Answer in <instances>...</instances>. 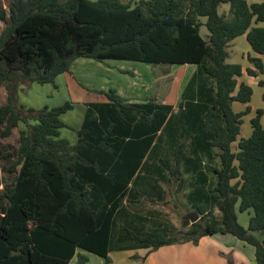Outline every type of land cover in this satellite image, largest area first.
Listing matches in <instances>:
<instances>
[{"label":"trees","instance_id":"16d2710c","mask_svg":"<svg viewBox=\"0 0 264 264\" xmlns=\"http://www.w3.org/2000/svg\"><path fill=\"white\" fill-rule=\"evenodd\" d=\"M239 36L254 52L249 66L228 61ZM79 57L196 65L198 88L188 83L177 109L103 91L107 100L87 102L80 138L72 144L61 129L62 115L74 102L28 107L20 91L34 82L56 86ZM262 75L264 0H0V84L7 90L0 137L19 128L18 148L0 153L11 161V179L0 191V264H70L74 257L75 264H85L89 256L83 251L110 264L117 240L136 239L155 251L177 242L198 244L218 230L253 246L255 263L264 264V238L253 233L264 231V109L255 110L248 137L242 130L244 115L253 109V79ZM236 101L246 104L244 111L234 110ZM191 105L202 124V153L217 149L211 157L218 167L203 165L200 151L179 134L163 136ZM205 169L215 183L211 197L192 202L202 215L198 221L182 219L183 228L124 227L112 243L116 216L121 210L128 216L127 203L144 195L166 200L142 193L141 180L171 183L205 175ZM211 203L221 211V227L207 222ZM249 209L254 214L246 228L237 210Z\"/></svg>","mask_w":264,"mask_h":264},{"label":"rangeland","instance_id":"374dc122","mask_svg":"<svg viewBox=\"0 0 264 264\" xmlns=\"http://www.w3.org/2000/svg\"><path fill=\"white\" fill-rule=\"evenodd\" d=\"M128 1V0H124ZM206 29L203 28L202 32L205 35ZM229 62L241 63L244 66L250 65L249 55H253L254 52L250 47V44L246 40L245 36H239L231 42L230 46ZM125 67L127 70L123 71ZM184 72L190 74L187 79L183 80ZM198 75L197 69H189L188 71L180 70L178 67H172L167 64H151L141 61H130V60H104L98 61L93 58L79 57L75 59L69 72L63 73L56 78V86L52 83L40 84L34 82L31 85H23L20 91V101L28 107L42 108L45 105L48 107H56L64 104L66 101L74 102V108L68 110L62 115V119L65 126L61 129V136L70 140L77 139L80 135V129L84 122L85 115L87 113V102L89 101H105L107 96L103 91H110L115 89L118 93H127L133 88L134 90H141L146 98L154 97L158 93H162L163 98H169L170 101L175 103L176 109L178 108V102L181 100V96L184 93L188 83L192 86H196L195 83L198 81L192 76ZM184 73V74H183ZM163 75L164 77H162ZM208 76V75H207ZM259 79L264 80V75ZM259 79L253 80V99L250 105L255 108L264 109V85L259 84ZM147 86V90H145ZM166 87L162 88L161 87ZM193 86V87H194ZM198 88V86H196ZM161 89V92L159 91ZM123 95V94H122ZM155 99V98H153ZM241 106V111L245 110L246 104L236 102ZM238 111V110H236ZM198 113L194 108V105L190 106V111L187 114L180 116L179 121H176V116L172 119L170 124L164 131V137L175 138L178 134V139L187 141L191 146H195V140L199 141L200 131L202 124L198 119ZM255 116V112H248L244 115V124L242 126L243 135L246 130L251 129V119ZM25 127L24 123H21L20 128ZM19 128H17L12 136L5 139V142L13 146L6 148L4 153L16 149L18 146ZM194 140V141H193ZM175 146V145H174ZM15 147V148H14ZM217 164V163H216ZM9 163L0 158V191L3 189L4 183L10 180L11 177L7 172ZM170 201L166 200H152L148 199L144 203V213H152L160 215L162 218H166L163 221L164 224L168 222H177L180 228H183L181 219L184 218L192 210L190 202H181L169 198ZM211 215L207 218V222L218 227L221 224L218 223L221 218L220 209L214 204H210ZM140 207L137 206L139 213H130L129 216H123V210L118 213L114 223V230L112 234L113 242L123 234V228L129 227L133 229H155V225L159 224L158 220L148 218L147 216H141ZM238 220L244 227H248L251 216L254 214L252 209L241 212L237 210ZM166 224V223H165ZM162 230V228H160ZM258 238H264V231L258 230L253 232ZM180 237V234H174ZM173 235V236H174ZM222 234L221 231L209 235L210 240L217 243L220 247V255L227 260L228 264H239L238 255L242 254L241 251L245 247H236L237 245H228L231 242H241L235 236ZM129 241V242H128ZM138 244V246L135 245ZM115 246L110 249L109 257L111 261L117 260L125 255V251L133 250L135 256L133 257L134 262H141L143 264V257L141 254L144 252L142 249H146L144 244H140L136 239H129L122 241H115ZM130 244L131 246H129ZM241 244V243H240ZM251 250V249H249ZM156 251V250H155ZM89 256V260L85 264H107L104 257H101L95 253L83 251ZM162 252V250H161ZM160 252V253H161ZM252 258V257H251ZM138 260V261H137ZM247 264L255 262L254 259L246 258ZM135 264V263H134ZM256 264V263H255Z\"/></svg>","mask_w":264,"mask_h":264},{"label":"crops","instance_id":"0c3cea01","mask_svg":"<svg viewBox=\"0 0 264 264\" xmlns=\"http://www.w3.org/2000/svg\"><path fill=\"white\" fill-rule=\"evenodd\" d=\"M254 1H259V0H254ZM4 6L7 7L6 2H4ZM228 9H229L228 5H224L222 7V10H228ZM206 33L207 31H205V34ZM167 65H170V64H167ZM171 66L178 67L180 70H185V71H188L189 69H192V70L197 69L196 65H191V64L171 65ZM122 70L126 71L127 69L123 67ZM184 73H183L184 74L183 80L187 79L188 76L190 75L187 72H184ZM161 76L164 77L163 75ZM147 88L148 87L145 86L144 89L147 90ZM162 88H166V87L163 86L161 87V89ZM161 89L159 90L160 92H161ZM118 94L129 102H145L148 99L152 100L153 98H155L156 102L158 103L175 105L173 101H170L169 98H163L162 96L163 94L162 93L160 94L158 92L154 95V97H150V98H146L145 94L141 90H134L133 88H131V90L128 91L127 93H122L123 95L121 93H118ZM6 101H7V90L4 85L0 84V107L4 105ZM236 102L233 103V108L235 111L238 110L236 112H240L241 106L237 104ZM256 109L257 108L253 107L251 111L255 112ZM1 128L2 126L0 125V129ZM16 129H14L12 135L14 134ZM251 132H252V128L250 130H246L245 135H249ZM9 137H5V138L0 137V153L5 148H10V147L13 148V146L9 144L10 142H5V139ZM79 138H80V135L77 139H74V140H70L68 138L67 139L72 144H75L77 143ZM194 142H196L194 144L195 146H192L191 148L200 151V154L202 155L203 165L208 164L212 167H218L219 166L218 160L214 157H211L213 154H215V151H217V149H209V148L205 149L209 151L203 154L202 153L203 144H201L197 140H195ZM16 148H18V146ZM204 148H207L206 144H204ZM5 161H7L8 163L11 162L10 160H6V159ZM204 172H205V175H202V176L195 175V177H193L191 175H184L182 178L178 180H174L171 183L159 181V183L156 184L154 182L153 183L147 182L148 180L145 179V181L141 180V187L139 186V188L141 189L142 193H145L146 195L149 193V195H152L154 198H159L160 196L165 195L167 201H170L169 198L172 197L173 200H176V201L190 202V206L192 210H188V212L189 213L197 212L196 210L193 209L192 202L206 200V196L208 193H209L208 195L211 197L212 195V193L210 192L211 185L215 183V177L212 174V172L206 169ZM146 201H147V197L144 195L140 198L139 202L137 203H127L126 206H127L129 214L133 213L135 215V213H139L137 210V206H139L141 216L143 215L145 217L147 216L148 218H153L154 220H158L159 224L163 223V221L166 220V218H162L158 214L151 216L150 214L152 213L143 212V210L146 211V209L144 208V203ZM198 214L200 217L202 216L200 213ZM185 217L182 219H186ZM165 223H164L165 225H174L176 227H180V225H178L177 222L171 223V222L166 221ZM226 237L227 235H225L223 239H225ZM233 244L237 245L236 247H239V246L245 247L244 250L241 251L242 254L238 255L239 264H247V261H246L247 257L252 260L254 259L255 250L253 246L248 245L242 241L237 242V243L231 242L228 245H233ZM218 246L219 245L213 242L212 240H210L209 235H207V236H203L200 239L198 244H194L192 241L177 242L174 244L162 246L156 251H150L149 248L142 249L144 252L141 255L146 257L143 261V264H228L227 260L224 259L222 255H220V251H219L220 247ZM134 256H135V253L133 252V250H127L125 251V255L123 257H120L119 259L114 260V261L112 260L110 264H134V263L141 264L140 261L134 262V259H133ZM76 261H77V258L74 257L70 264H75ZM250 264H255V262L250 263Z\"/></svg>","mask_w":264,"mask_h":264},{"label":"water","instance_id":"95a60500","mask_svg":"<svg viewBox=\"0 0 264 264\" xmlns=\"http://www.w3.org/2000/svg\"><path fill=\"white\" fill-rule=\"evenodd\" d=\"M185 218L189 219L192 223L200 219V216L197 212L189 213Z\"/></svg>","mask_w":264,"mask_h":264}]
</instances>
